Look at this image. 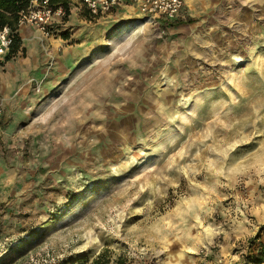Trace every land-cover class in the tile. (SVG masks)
<instances>
[{
    "label": "rangeland",
    "instance_id": "374dc122",
    "mask_svg": "<svg viewBox=\"0 0 264 264\" xmlns=\"http://www.w3.org/2000/svg\"><path fill=\"white\" fill-rule=\"evenodd\" d=\"M184 3L170 25L76 2L50 39L19 29L0 264H221L223 243L246 264L264 239V0Z\"/></svg>",
    "mask_w": 264,
    "mask_h": 264
},
{
    "label": "built area",
    "instance_id": "2783aa9c",
    "mask_svg": "<svg viewBox=\"0 0 264 264\" xmlns=\"http://www.w3.org/2000/svg\"><path fill=\"white\" fill-rule=\"evenodd\" d=\"M59 0H30L26 9L19 13V27L27 26L36 31L40 37L50 39L57 31L61 18L64 16V7ZM69 4L72 5V0ZM81 8L93 18L113 13L122 6L135 9L146 18H160L171 21L182 18L183 0H76ZM12 39L7 27L0 30V56H4ZM3 119V104L0 98V131Z\"/></svg>",
    "mask_w": 264,
    "mask_h": 264
},
{
    "label": "trees",
    "instance_id": "16d2710c",
    "mask_svg": "<svg viewBox=\"0 0 264 264\" xmlns=\"http://www.w3.org/2000/svg\"><path fill=\"white\" fill-rule=\"evenodd\" d=\"M30 0H0V30L7 27L10 32V37L12 39L11 45L7 53L0 60V66H3L5 62L10 61L18 52H23L21 47L22 39L19 30V13L26 9L29 5ZM59 0H52V3H57ZM64 7V16L61 18V23L68 22L71 15V4L69 1L62 0L60 2ZM87 15L90 17L89 13L86 11ZM92 17V16H91ZM164 25L174 24L181 21L180 18L171 21L161 20ZM4 120L2 119V124ZM247 247L249 252L245 256L246 264H264V239L259 240V235L251 238L247 242ZM255 249L257 250L255 253ZM105 251L100 252L92 261L91 264H106L112 262L113 264H129L125 257L122 255L117 256L113 261L110 257H107Z\"/></svg>",
    "mask_w": 264,
    "mask_h": 264
},
{
    "label": "crops",
    "instance_id": "0c3cea01",
    "mask_svg": "<svg viewBox=\"0 0 264 264\" xmlns=\"http://www.w3.org/2000/svg\"><path fill=\"white\" fill-rule=\"evenodd\" d=\"M73 3H76V0H72V4ZM183 3H184V0H183ZM185 8V3H184V6H183V10ZM127 10H129L128 7H125V6H122L120 8H117L114 13L111 14V16H118L120 14H122L123 12H126ZM110 16V15H109ZM107 16V17H109ZM183 16V15H182ZM103 17V16H102ZM93 18V17H92ZM101 18V17H99ZM98 18V19H99ZM111 18V17H109ZM113 18V17H112ZM183 18V17H182ZM101 20V19H99ZM21 28L23 27H20L19 29L21 30ZM30 30L31 32H33L34 34H36L37 32L32 30L31 28L27 27V26H24V31L25 33ZM38 34V33H37ZM39 35V34H38ZM20 36H21V33H20ZM28 36V34H27ZM23 39V38H22ZM44 39V38H43ZM0 135H1V131H0ZM247 230V229H246ZM251 233V232H250ZM253 233V232H252ZM251 233V234H252ZM244 242V240H242V243ZM233 246H231L229 243L225 244H221L219 245V249L216 250L214 252V256L217 258L216 261L218 259H221L222 260V263L221 264H241V253H242V250H237V249H234V243L232 244ZM244 245V243H243Z\"/></svg>",
    "mask_w": 264,
    "mask_h": 264
},
{
    "label": "bare ground",
    "instance_id": "6f19581e",
    "mask_svg": "<svg viewBox=\"0 0 264 264\" xmlns=\"http://www.w3.org/2000/svg\"><path fill=\"white\" fill-rule=\"evenodd\" d=\"M208 232V231H207Z\"/></svg>",
    "mask_w": 264,
    "mask_h": 264
}]
</instances>
